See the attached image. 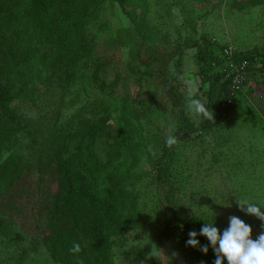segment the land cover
Here are the masks:
<instances>
[{
  "label": "rangeland",
  "instance_id": "374dc122",
  "mask_svg": "<svg viewBox=\"0 0 264 264\" xmlns=\"http://www.w3.org/2000/svg\"><path fill=\"white\" fill-rule=\"evenodd\" d=\"M98 2L105 5L97 18L75 21L82 26V56L66 69L30 64L26 76L33 82L25 89L35 100L12 103L24 123L15 125L0 164L13 151L25 164H18L12 185L0 180V264H66L52 255L59 228L51 218L59 216L61 225L70 213L69 185L59 183L58 169L59 153L69 151L84 185L103 197L119 188L134 219L125 231L67 221L61 227L82 250L95 251L102 264H213L211 246L204 254L186 245L190 231L214 219L223 230L231 215L252 226L253 239L264 231V222L237 206L264 203V69L245 73L229 112L203 117L187 111L189 93L210 114L224 95L221 80L201 82L193 59L206 40L215 43L213 71L231 72L222 55L228 44L235 55L264 57V0ZM92 4L54 5L90 14ZM169 133L177 139L171 147ZM85 138L94 158L79 146ZM153 245L159 260L150 255Z\"/></svg>",
  "mask_w": 264,
  "mask_h": 264
},
{
  "label": "trees",
  "instance_id": "16d2710c",
  "mask_svg": "<svg viewBox=\"0 0 264 264\" xmlns=\"http://www.w3.org/2000/svg\"><path fill=\"white\" fill-rule=\"evenodd\" d=\"M90 2L93 3L94 10L88 14L84 12L85 9L74 12L59 11L57 5H54L56 0H0V160L4 150L12 147L16 135L15 125L21 127L24 121L17 119L12 103L16 100L22 102L35 100L29 98L30 95L25 89L29 82H33L31 78L27 79V67L38 63L44 70L66 69L68 62L82 56V26L81 23L77 26L75 21L81 20L84 15H94L93 18H97L105 5L99 4L98 0ZM213 43L206 40L195 53L193 62L202 83L213 84L221 80L224 96L219 102L215 101L211 113V117H218L231 109L233 74L229 71L227 73L213 71L216 62ZM259 57L257 52L241 51L233 56V60L235 63L245 61L248 72L251 69H264V57L261 59ZM87 141L88 138L81 140L79 146L89 147ZM89 148L88 153L94 158L91 147ZM69 152L72 155L73 151ZM63 153H59L61 161L58 168L61 175L59 183L65 182L69 185L65 192L71 209L69 216L61 225L58 222L59 216L51 218V222L59 228L55 232V235H59L57 237L59 245L53 248L52 255L56 260L66 264H102L95 251L90 254L89 250H82L79 254H73L70 249L77 241L61 226L69 221L86 228L97 229L95 226L98 225L104 230L111 227L125 231L132 227L133 216L130 212L126 213L122 207L126 201L117 195L121 192L119 188H111L104 197L103 193L90 189V185H84L85 181L79 179L82 178L81 173L78 168L76 170L73 162L76 154L67 158ZM16 158L18 162L15 161ZM18 164L25 163L14 151L3 160L0 164L2 185L7 187L13 184L17 178ZM90 230L95 233L91 236L93 243L100 244L102 240L94 241L100 235L99 232Z\"/></svg>",
  "mask_w": 264,
  "mask_h": 264
},
{
  "label": "clouds",
  "instance_id": "9594fccd",
  "mask_svg": "<svg viewBox=\"0 0 264 264\" xmlns=\"http://www.w3.org/2000/svg\"><path fill=\"white\" fill-rule=\"evenodd\" d=\"M187 111L197 116L209 117L211 114L207 110L204 103L199 99L193 98L192 93H189L187 100ZM165 143L171 147L177 143L176 137L169 133ZM237 206L245 215L257 217L261 222H264V203L259 201L238 200ZM204 220V219H203ZM252 226L246 223L243 219L236 215H231L228 218V225L223 230L218 228L215 219L211 222L206 221L199 230L190 231L186 245L194 248L199 247V250L207 254L209 246H211L215 260L213 264H264V231L252 238ZM198 236H203L207 239L208 244L200 245ZM70 251L73 254H79L82 251L81 245L74 243ZM150 255L155 256L159 260V251L156 247L152 248Z\"/></svg>",
  "mask_w": 264,
  "mask_h": 264
},
{
  "label": "built area",
  "instance_id": "2783aa9c",
  "mask_svg": "<svg viewBox=\"0 0 264 264\" xmlns=\"http://www.w3.org/2000/svg\"><path fill=\"white\" fill-rule=\"evenodd\" d=\"M223 57L229 60V69L231 70V74H233V79L231 81V90L232 92L239 87V84H242L245 81V73H246V62L241 61L239 63H235L233 60V46L228 44L223 47L222 52Z\"/></svg>",
  "mask_w": 264,
  "mask_h": 264
}]
</instances>
